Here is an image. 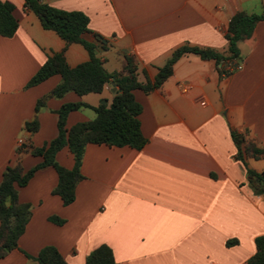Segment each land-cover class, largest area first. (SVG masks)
Masks as SVG:
<instances>
[{
  "label": "crops",
  "instance_id": "0c3cea01",
  "mask_svg": "<svg viewBox=\"0 0 264 264\" xmlns=\"http://www.w3.org/2000/svg\"><path fill=\"white\" fill-rule=\"evenodd\" d=\"M18 25L11 36L0 34V179L14 162L17 138L41 146L57 134V109L65 101L109 103L115 90L107 82L101 92L78 95L69 90L49 97L35 111L37 98L60 80L58 73L25 86L54 52L69 66L88 59L80 42L44 28L24 0H8ZM64 9L81 10L108 71H118L124 53L137 60V79L153 81L172 51L182 45L210 47L227 54L225 30L238 10L260 12L263 0H43ZM96 34L105 39L99 45ZM240 67L223 74L213 58L181 55L172 73L149 91L134 88L141 104L139 148L87 143L80 170L84 177L75 198L63 204L51 192L57 172L37 169L18 186L20 201L31 216L18 247L0 264H37L25 255L53 244L70 264H86L87 253L100 244L111 247L113 264H247L255 237L264 235V181L249 170L264 171V154L237 156L233 133L264 148V19L238 44ZM235 65V64H234ZM116 89V88H115ZM105 100L104 102H102ZM37 116V129L25 122ZM95 115L90 106L69 111L66 127ZM20 153L24 169L41 160ZM57 161L72 167L65 145ZM50 215L64 219L61 224Z\"/></svg>",
  "mask_w": 264,
  "mask_h": 264
},
{
  "label": "trees",
  "instance_id": "16d2710c",
  "mask_svg": "<svg viewBox=\"0 0 264 264\" xmlns=\"http://www.w3.org/2000/svg\"><path fill=\"white\" fill-rule=\"evenodd\" d=\"M24 5L38 16L44 28L54 30L66 43H82L89 54L87 60L74 66L67 64L61 51L47 56L25 86L37 84L55 73L60 75V80L51 90L37 98L35 111H38L49 97H61L69 90L78 95L101 92L109 81L114 83L116 89L109 103L90 105L81 100L63 102L57 109V134L54 137L41 146L25 142L16 147L15 160L4 167L0 179V257L18 247V238L31 216L30 203L20 201L18 198V186L27 184L37 169L51 165L57 172V183L51 192L58 194L65 205L72 202L75 198V187L84 177L80 165L87 143L129 145L136 149L145 144L146 137L140 129L139 121L142 106L134 97V88L149 91L160 86L172 73L174 62L186 53H196L202 58H213L220 72H230L224 68L223 61L231 63L232 67L239 64L241 60L239 42L252 34L257 21L264 19V0L260 12L236 11L230 17L225 30L228 43L227 54L210 47L182 44L176 47L166 62L159 67L155 79L143 83L137 79V60L132 54L124 53L120 70L105 69L96 44L81 36L83 32L89 30V19L83 11L59 8L43 0H24ZM13 7L11 1L0 0V34L3 36H11L17 28L18 21L12 13ZM82 106L92 107L95 115L66 127L69 111ZM37 126L36 115L25 122V127L31 131L36 130ZM233 137L237 145L238 157H257L264 154V148L257 147L250 141L245 142L239 134L233 133ZM65 145L73 155L72 167H65L56 159L57 151ZM23 150L40 155L42 159L24 169L20 163V153ZM249 174L255 179L264 181V171L258 173L249 170ZM48 218L58 224L64 221L57 215H50ZM24 253L27 257L34 259L37 264H70L53 244H44L34 255ZM85 263L113 264L114 256L111 247L107 244L98 245L87 253ZM247 264H264V235L255 237V251L247 259Z\"/></svg>",
  "mask_w": 264,
  "mask_h": 264
},
{
  "label": "built area",
  "instance_id": "2783aa9c",
  "mask_svg": "<svg viewBox=\"0 0 264 264\" xmlns=\"http://www.w3.org/2000/svg\"><path fill=\"white\" fill-rule=\"evenodd\" d=\"M225 1H227V0H225ZM223 62H224L223 63L224 68H226L228 71H230L233 68L231 63H226L225 61H223ZM237 67H240V65H237ZM222 73L225 74L226 72L223 71ZM16 142H17V146H20L24 143V139L19 137V138H17Z\"/></svg>",
  "mask_w": 264,
  "mask_h": 264
},
{
  "label": "water",
  "instance_id": "95a60500",
  "mask_svg": "<svg viewBox=\"0 0 264 264\" xmlns=\"http://www.w3.org/2000/svg\"><path fill=\"white\" fill-rule=\"evenodd\" d=\"M94 41L99 45V49H101V47H100V44L103 42V41H105V39L104 38H102V36H100L99 34H96L95 35V37H94ZM112 85H113V87H112V90H115V85H114V83H112ZM105 100H103L102 102H104Z\"/></svg>",
  "mask_w": 264,
  "mask_h": 264
}]
</instances>
